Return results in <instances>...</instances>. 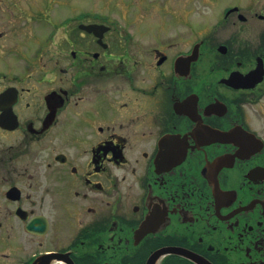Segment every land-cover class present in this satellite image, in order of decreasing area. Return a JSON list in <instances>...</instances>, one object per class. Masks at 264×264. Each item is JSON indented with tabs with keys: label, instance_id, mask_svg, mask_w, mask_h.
I'll return each mask as SVG.
<instances>
[{
	"label": "flooded vegetation",
	"instance_id": "flooded-vegetation-1",
	"mask_svg": "<svg viewBox=\"0 0 264 264\" xmlns=\"http://www.w3.org/2000/svg\"><path fill=\"white\" fill-rule=\"evenodd\" d=\"M105 1L0 0V264H264V0Z\"/></svg>",
	"mask_w": 264,
	"mask_h": 264
},
{
	"label": "rangeland",
	"instance_id": "rangeland-1",
	"mask_svg": "<svg viewBox=\"0 0 264 264\" xmlns=\"http://www.w3.org/2000/svg\"><path fill=\"white\" fill-rule=\"evenodd\" d=\"M58 1L53 6H36L41 11H36L33 16V22H42L48 19L49 14L52 12L54 18H59L63 13L68 12L71 6L68 5L70 0H55ZM76 5H73L74 9L76 6H113L114 3L112 1H105V0H72ZM228 0H196L194 6H228L232 4L231 1L227 2ZM152 2L149 0H144V6H152ZM19 6V5H18ZM51 19V18H50ZM26 37V36H25ZM10 45L8 51H18V52H27L34 50L36 47H40L38 50H49L48 42L44 44V42L40 43L39 45H34L30 39L24 38V36L19 37L14 43H8ZM28 55V54H24ZM21 67H22V62Z\"/></svg>",
	"mask_w": 264,
	"mask_h": 264
}]
</instances>
